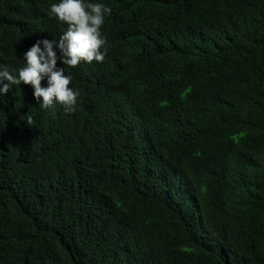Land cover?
Instances as JSON below:
<instances>
[{
  "label": "trees",
  "instance_id": "1",
  "mask_svg": "<svg viewBox=\"0 0 264 264\" xmlns=\"http://www.w3.org/2000/svg\"><path fill=\"white\" fill-rule=\"evenodd\" d=\"M59 2L0 0V70ZM84 3L111 14L103 62L57 61L76 111L0 93V264H264V0Z\"/></svg>",
  "mask_w": 264,
  "mask_h": 264
},
{
  "label": "clouds",
  "instance_id": "2",
  "mask_svg": "<svg viewBox=\"0 0 264 264\" xmlns=\"http://www.w3.org/2000/svg\"><path fill=\"white\" fill-rule=\"evenodd\" d=\"M49 14L67 25V30L58 41L44 39L37 41L26 53V66L18 75L7 68L0 70V93L7 94L12 87L31 85L37 101L54 109L55 103L62 104L66 113L76 111L78 91L69 87L71 76L65 75L63 68H57V61L75 68L82 61L91 64L103 62L107 54V40L101 33V26L111 9L99 3L85 4L84 0H60L52 3ZM41 44L43 48H41ZM105 50L102 52L101 49ZM59 52V56L57 54ZM48 77V87H41V81Z\"/></svg>",
  "mask_w": 264,
  "mask_h": 264
}]
</instances>
